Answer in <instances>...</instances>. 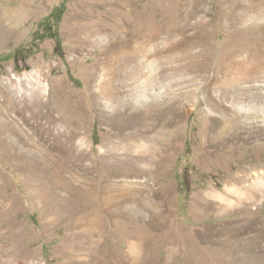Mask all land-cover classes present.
<instances>
[{"label": "rangeland", "instance_id": "1", "mask_svg": "<svg viewBox=\"0 0 264 264\" xmlns=\"http://www.w3.org/2000/svg\"><path fill=\"white\" fill-rule=\"evenodd\" d=\"M263 101L264 0H0V264H264V139L210 147Z\"/></svg>", "mask_w": 264, "mask_h": 264}, {"label": "bare ground", "instance_id": "2", "mask_svg": "<svg viewBox=\"0 0 264 264\" xmlns=\"http://www.w3.org/2000/svg\"><path fill=\"white\" fill-rule=\"evenodd\" d=\"M98 32L100 33L101 31H97V32L94 31L93 33H95L97 35ZM91 36L93 37L92 34H91ZM97 40H99L101 42L103 39L98 38ZM147 53H148L149 57H153L155 55H162V54L168 55V57H172V55L174 53H176V55H173L172 59H169L168 61L165 62L166 66L163 68L165 71L176 73L178 75L180 82H181V85H182L181 89H179V92L175 95V97L169 98V102H170L171 106L168 105V107L163 108L162 109L163 112L160 113L161 115L159 116V119L160 120H167L166 122H168V124L173 122V120H175L176 118H179L180 116H182L180 110L182 108H184V106L186 104L185 101H186L187 95L191 94V91L193 90L192 88L194 86L198 85L197 83H200L204 74H207V76L212 81H221L223 78L226 77V73H228V71L230 70L228 65H224V67H223L224 74H220L219 72L216 71L214 73V75L211 76L210 75V72H211L210 67L208 65V63H209V59H208L209 57H207L208 55H206L205 52L202 51V49L198 48V46H193V43L189 44L186 41L182 42L180 44L177 43L176 45L172 44L170 46V48L167 50H161V51L160 50H157V51L148 50ZM149 59L150 58H143L141 60V63L145 64V63H147V61ZM150 65H151V67L153 66L152 64H150ZM189 75H193V76L189 77ZM168 77H169V75H168ZM188 87H190V89H188ZM110 106H112V105H110ZM221 109H222V114H223L224 118L226 119V122H228L232 126V128L229 129L224 134L223 137L219 136V139H217V141L211 143L210 147H212V149H214V151L219 146L224 145L225 143L235 142L236 140H239L241 138V134L243 135V139L245 137L244 135H246L247 139L249 141H251L254 138H258L260 136L264 139V135H263V131H262V129H264V125H262V126L258 125V122L264 120V101L262 103H260L259 105L254 106V108H253L254 111H253L252 116L254 118V122L252 123V125H254V126H248L249 122H247V119H246V120H244V122H247L246 123L247 127H240L241 124L239 122L242 121L243 117H245L247 115H244L241 112L239 114L236 111V107L234 105H231L229 108L222 107ZM240 130L242 133L240 132ZM21 143H24V142L21 141ZM19 146H20V143H19ZM262 179H264V176L261 178V180ZM263 183H264V181H263ZM256 186H257V188H260V187L264 188V185L262 186V184L255 185V187ZM263 193H264V191H263ZM230 195L234 196V194L231 193V191H229V192H227L226 196H224V197L219 196L218 199H220V201L226 202L225 201V200H227L226 198L229 199Z\"/></svg>", "mask_w": 264, "mask_h": 264}, {"label": "trees", "instance_id": "3", "mask_svg": "<svg viewBox=\"0 0 264 264\" xmlns=\"http://www.w3.org/2000/svg\"><path fill=\"white\" fill-rule=\"evenodd\" d=\"M95 144H98V143L95 142Z\"/></svg>", "mask_w": 264, "mask_h": 264}]
</instances>
